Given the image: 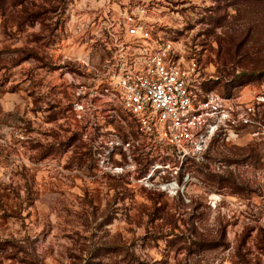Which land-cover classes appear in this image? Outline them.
I'll list each match as a JSON object with an SVG mask.
<instances>
[{
    "label": "rangeland",
    "instance_id": "374dc122",
    "mask_svg": "<svg viewBox=\"0 0 264 264\" xmlns=\"http://www.w3.org/2000/svg\"><path fill=\"white\" fill-rule=\"evenodd\" d=\"M123 7L195 65L194 91L264 85V0L0 1V264H264V106L182 159L121 106L73 105Z\"/></svg>",
    "mask_w": 264,
    "mask_h": 264
},
{
    "label": "built area",
    "instance_id": "2783aa9c",
    "mask_svg": "<svg viewBox=\"0 0 264 264\" xmlns=\"http://www.w3.org/2000/svg\"><path fill=\"white\" fill-rule=\"evenodd\" d=\"M139 12L119 8L106 26L101 41L110 56L94 84L77 85V109L106 108L110 116L121 106L141 134L182 159L203 158L211 139L230 129L263 126L264 85L252 94L194 91L195 65L185 66L174 41L156 36Z\"/></svg>",
    "mask_w": 264,
    "mask_h": 264
},
{
    "label": "crops",
    "instance_id": "0c3cea01",
    "mask_svg": "<svg viewBox=\"0 0 264 264\" xmlns=\"http://www.w3.org/2000/svg\"><path fill=\"white\" fill-rule=\"evenodd\" d=\"M102 71H103V70H102ZM99 73H101V72H97V71H91V72H89L88 74H89L90 80H89V81H84V82L77 81L78 83H76V87H77V85H78L79 83L94 84V83L96 82L95 79L97 78V75H98ZM76 87H75V89H74V92H75V90H76ZM74 92H73V93H74ZM73 97H74V99H75V93L73 94ZM73 101H74V100H73ZM101 111L103 112V115L106 116V114H107V112H106V108H103Z\"/></svg>",
    "mask_w": 264,
    "mask_h": 264
},
{
    "label": "trees",
    "instance_id": "16d2710c",
    "mask_svg": "<svg viewBox=\"0 0 264 264\" xmlns=\"http://www.w3.org/2000/svg\"><path fill=\"white\" fill-rule=\"evenodd\" d=\"M0 1H3V0H0ZM7 1V0H6ZM262 108V107H261ZM261 111V110H260ZM260 114V113H259ZM259 118V117H258ZM245 127H238L237 129H244ZM220 135V134H219ZM214 137H216V136H214ZM210 143V142H209ZM188 158H190V157H188ZM175 163V165H177V163H179L177 160L174 162Z\"/></svg>",
    "mask_w": 264,
    "mask_h": 264
}]
</instances>
